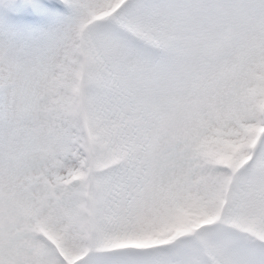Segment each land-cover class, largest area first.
<instances>
[{
	"label": "snow or ice",
	"instance_id": "snow-or-ice-1",
	"mask_svg": "<svg viewBox=\"0 0 264 264\" xmlns=\"http://www.w3.org/2000/svg\"><path fill=\"white\" fill-rule=\"evenodd\" d=\"M0 264H264V0H0Z\"/></svg>",
	"mask_w": 264,
	"mask_h": 264
}]
</instances>
